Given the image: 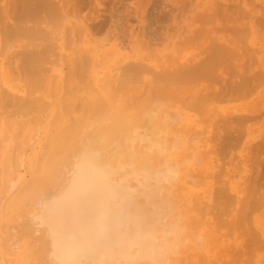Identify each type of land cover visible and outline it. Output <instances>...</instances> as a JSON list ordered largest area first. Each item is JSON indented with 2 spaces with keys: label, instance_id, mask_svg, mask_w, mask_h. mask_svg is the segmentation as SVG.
I'll use <instances>...</instances> for the list:
<instances>
[{
  "label": "bare ground",
  "instance_id": "bare-ground-1",
  "mask_svg": "<svg viewBox=\"0 0 264 264\" xmlns=\"http://www.w3.org/2000/svg\"><path fill=\"white\" fill-rule=\"evenodd\" d=\"M74 1L76 2L78 0H74ZM12 3L13 4L11 6L9 5L8 7L7 6L3 7L4 6L3 5L0 9L1 10L0 13L4 15V17L0 16V35L2 38H3V36H6V39H7L6 44L4 46L5 49L4 48L3 49L7 51L10 48V47H8L9 46L8 43L13 40L12 37H17L18 39H20V41H21V37L26 38L28 41L26 43V45H28V46L31 45V47H28L27 49L21 48L22 51L20 50V47H19L18 51H17V49L15 51H13L14 53H16L15 55L13 54V52H12V54L7 52L10 54L11 57H9L6 62L0 63V86H1V84H3L1 82H4L5 84L9 83L7 86L10 89H14V87L17 85H14L13 83L10 84V81L14 82L15 78L20 77V78H23L22 81H23V88H24V94H22V95L20 94V96H18V94H16V92H13L14 94H12V90L10 93L8 87H6L8 90H6L5 88H4L5 89L4 90L3 88H1L2 86L0 87V97H2V99H0V118H2L3 112H5L4 114H7V115H9V114L11 115L12 113H15L17 115L20 114L23 116V115L28 114L27 117L28 118L32 117L31 120L33 122H31L30 119H28L26 116H23L24 121H19V119H17L18 123H16L17 122L15 120L16 118L15 119L12 118L13 121H16L14 126H16V124H17L18 129L20 127V122H21V128L23 127V129H21V128L19 129V131L21 132V130L24 131V126H26V124H28L27 123L28 120H29V123L36 124V126H37L38 122H34V121L35 120L39 121L40 117H41L40 121L42 120V122H43V120H45V117L48 114H50L49 112H51V110H52L51 109L52 105H54V107H56L58 109L60 108V111H64L63 112L64 115H65V111H66V116H68V117L66 118V121L64 122V120H63L64 115H62L63 117L62 116L60 117L57 115V119L55 122H51L52 121L51 120V121L45 123V126L43 123V127L45 130H44V136L42 138L44 144H42V145H44V146H43V148L40 147V149L41 148L42 149L39 151V153H40L39 157H38V154L37 155L34 154L33 156L31 155L29 157V161L27 158L24 161L25 165L28 167V172H29V175L27 178H21L22 176H24V173H21L20 171L19 172L21 174H23L22 176L17 171L18 172L17 175H15V174H13L11 176L8 175L9 178L6 177L7 173L4 170L3 171L5 174H3V175H2L3 172L0 171V188H1V190H3L4 187L8 186L9 188L7 191H8V193H11L10 198L7 200L6 199L4 200L3 199L4 197L0 198V201L2 199L4 200L2 202V205H4L6 203L3 207L4 212H3V210H1L0 221L4 218L5 221H7V222L11 223V225H13L15 223L13 221L18 220L17 219L18 215H19V217L21 216L22 218H24L26 220V222L24 221L22 224H20L21 223L20 222L21 217L19 218L18 221H16L20 225L15 223L16 226L14 225L15 226L14 228L15 229H16V227L19 228V230L16 229L17 232H15V233H14L15 230L13 231V229H12L13 227L11 225L10 226L12 227L11 229L13 232L11 231L10 227L8 228L9 224L7 226L5 223H2L3 226L1 228L5 229V225H6V228L10 229V230L6 229L8 232V234L6 232L7 236L10 235L8 238H5L4 236L0 238V243H1L0 245H1L2 249L4 251L6 249H8L9 250L8 252H10V253L12 252V254L14 253V255H15V252L22 248L23 249L22 254H21L22 257L20 255L21 259L20 260L18 259V261H20L21 264H168V263L170 264L171 261L174 262L176 255H179L182 252V250H184L183 249V247L185 246L184 241H186V240H184V236H186V234L183 235V228L185 229L186 225H188V224H185V221L187 222L188 220L185 219L184 221L183 220L180 221L181 223L179 222V220H180L179 216H181L182 213H184V212H182L180 210V207L176 206L177 205L176 202H178L176 200H178L179 198L176 199V197L173 196L172 190H175V187H173V186H176V185H173V181H175V178L177 177V175L179 173L177 166L180 165V162H178L179 165L178 164L176 165V163H175L176 159L173 161V160H171V157L174 154L172 151L177 147V145L180 144V142H182L183 131L185 133L184 129L186 127L184 128L183 125H181L183 127V129H181L182 128L181 127L180 128L181 130L177 129V131H175L176 129L173 126H171V124L174 125L175 121L178 122L181 118V114L179 113V115H178V112H176L175 110H172L171 109L172 107L170 108V106L167 107L166 104H167V102L169 103V105H170V102L175 103L177 98H178L177 102L179 103V105L181 104L180 102H183L179 99L178 95L180 94V92H182L183 90H187V89H184V88L180 89L178 87L180 85L179 82L181 83V85L185 84L186 81H190V83L194 84L193 82H198L199 80L200 81H202V80L206 81V79L212 80L214 78H215L214 79L215 82H217L218 78L216 81V77L219 76L220 74L217 75L216 77H214V75L216 73L215 69L222 67L221 64L223 63V61L226 62V61H228L227 59H230V57L232 58V56H235L237 54L236 53L237 51L234 48L237 49L238 47H236V46L234 47V44L236 45V42L238 41V39L236 42L231 41V39H230V45L225 44V43H229V41L227 42V40L223 44L222 43L219 44L220 41H222V40L219 41L216 39V42H218V44L213 45V47L210 50V54H208V57H205L204 59L202 58L201 59L202 61H199V63L192 60V61H194L193 62L194 64H191L190 62H192V61H189L190 64H187L188 62L185 63L187 65L180 64L178 66L179 68L176 67L175 65L174 66L176 68L172 67L171 70H168V69L166 70L164 68L165 71L163 69V72H160V71L156 72L157 70L155 72H152V70L150 69V66H148V65L146 66L145 63L143 64V62H141L139 60H138L139 62L138 61L135 62V61L130 60L131 63H128V64L122 66L121 70H119V71H122V72H119L122 74H119L118 76H114L115 78L113 76L108 75V77L106 76V77H103L101 80L99 79V81H98L99 85L97 84L98 85L97 87H95L96 84L94 85V82L91 78H90L91 80H89L86 77L89 81L93 82L92 83L93 89L90 86H88V87L86 86L85 87L87 89V90L85 89L86 93L85 94L83 93L84 95H79L78 92L76 90H74V87L72 84L73 79H75L76 83H77V81H79L78 79H82L85 76V74L88 73L87 72L88 70L86 71V69H85L86 63L87 64L91 63L88 61L89 58L87 60V56L89 54L86 56V54L83 53V54H81V56H82L80 58L81 61L80 62L77 61V63L72 61L68 74L65 73V76L69 75L68 81L65 83L64 80L62 79L64 82V83L62 82L63 83L62 87L64 90L63 92H65V94H64L65 99L61 100V101L60 100L58 101L57 99H56L57 101H55V99H53L54 102L49 100V101L53 102V103H51V102L49 103V101H47V100H48V98L51 97V94L54 93V92L53 93L51 92V94H50V88H51L50 85H53V87L56 90L55 86L58 85L56 83L58 81H62V80L61 79L56 80L53 77H51V75L53 73H51V71L49 69L50 66L46 65V62L49 63L51 61L48 56H50L52 51L55 50V49L52 50V46L54 44H52V46H51V43L48 44V42H47L48 40L47 41L45 40L46 38H49V33H52V32H50L48 29H46L47 30L46 31L44 28H41L37 25L34 26V25L36 23L39 24L41 22H47V23L49 22L50 26L52 24H53V26L54 25L59 26L62 23L61 22V16L59 14V12L61 11L60 10L61 6L59 7V4L54 3L52 0H12ZM230 8H232V7H230ZM230 8H228V9L226 8V10L230 11L231 10ZM64 10H66V9L64 8ZM232 10H235V8L234 9L232 8ZM64 12H66V11H64ZM10 15H11L12 19H11ZM229 16H230V14H229ZM8 17H10V19L13 21V22L10 21V23H12V24H7L9 22L6 23V20L9 19ZM62 17H63V15H62ZM240 17H241V15H240ZM248 18H249V16H248ZM250 20L251 19H249V23H250ZM262 21H264V20H262ZM27 22H30L32 24L27 25L28 24ZM238 23H239V21H238ZM235 25H233V26H235ZM262 27H264V25H262ZM240 28L239 29L234 28V30H233L238 35V38L241 36V34H243L242 33V31L244 30L243 28H245V30H246L244 32L248 31L246 29V27L242 26V29H240ZM51 31H53V30H51ZM240 31H241V34H240ZM59 32H61V31H58L57 33H59ZM239 34H240V36H239ZM208 36H210V35H208ZM233 36L237 37L236 35H233V33H232V40L234 38ZM9 37H11L12 40ZM8 38L11 41H8L9 40ZM36 38H38V39H36ZM40 38L42 39V41ZM214 38H216V37H214ZM15 39L16 38H14V40ZM39 39H40V42H43L45 40L46 43H44L45 42L44 41L42 44H36L34 42V40H39ZM224 39H225V37H224ZM240 39H241V37H240ZM2 40L3 39L0 38V42L4 43V41H2ZM16 41H18V40H16ZM16 41H14V42H16ZM14 42H12V44ZM216 42H214V43H216ZM23 43H25V42H23ZM6 45H8L7 46L8 49H7ZM72 47H73V45H72ZM251 49H253V48H251ZM4 50H1V51H4ZM255 50H257V49H255ZM85 51H87V50H83L82 52H85ZM55 52L56 51H54V54H55ZM75 52H76V49H75ZM88 52L89 51H87V53ZM241 52H243V51L241 50ZM2 54H3V52H1L0 55L3 56ZM55 55H57V54H55ZM51 56H52V54H51ZM193 57H195V56H193ZM176 58H178V57H176ZM191 59H193V58L191 57ZM70 60H72V59L70 58L69 62H70ZM173 60H175V59L173 58ZM18 62H19V64H18ZM132 62H134V63H132ZM229 62H231V60ZM224 65H226V63ZM245 65L244 66L242 65L244 67L243 69H245V67H246ZM251 65H253V64H251ZM14 66L18 70H14V68H13ZM11 67L13 68L12 70L10 69ZM168 67L170 69V66H168ZM168 67H166V68H168ZM224 67H226V66H224ZM249 67H251V66H249ZM5 68H8L9 71H5ZM153 68H155V67H153ZM232 68H235V67H232ZM243 69H242V72L240 74H238L239 72H237L235 74H232V72L230 73L233 76L238 75V78H237L238 81L235 80L236 77H234L235 79L233 80L232 77L230 76L231 80L229 81V79H228V80H226V83H223V81L225 79V78H223L222 83L224 86L222 85L221 88L222 87L223 88L225 87V88L221 89V91H219V92H216L215 95L210 93V94L214 95V97H210V98H215V97L218 98V99L215 98V101H216V100L220 99L219 98L220 96L217 97L218 95H221V97L223 98L222 94L224 95V98L223 99L221 98L220 100H225L226 96L227 97L229 96V98H232V96H235V97L238 96L237 98H239V96L242 97V95H244V94L246 95L247 93H249L248 95H250L251 89L253 90L256 87L255 86L252 88L251 84L257 85V86H258V84L264 85V71H262L264 69L261 68L262 70L258 69V71L253 70L254 72H252V73L249 72V69L247 67H246L247 70H245V72L243 71ZM13 70L17 71V75L15 78L13 76L14 72L12 73ZM149 70H151V71H149ZM226 70H224V71L226 72ZM146 71L152 72L151 75L153 78L150 80V82L152 81V83H151V85L149 84V87H146V86L142 87V89L144 91L143 90H141V91L144 92V95L143 94L139 95V94H137V92L138 93L140 92L141 88H139V87L141 84L138 86V83L140 82L139 80H141L142 74ZM228 72L229 71H227L226 73L228 74ZM89 74L90 73H88L87 76ZM122 75H124V76H122ZM90 76H92V75H90ZM51 78L53 80H51ZM118 78H120V79H118ZM219 78H221V77H219ZM227 78H229V77H227ZM117 79H118V81H117ZM50 80H51V82L54 80L57 81V82L54 81L55 86H54V84H50ZM19 81H20V79H19ZM157 81L158 82L160 81L161 83L159 84ZM184 81H185V83H184ZM231 81H234L232 83L234 85L231 84ZM235 81H236V83H235ZM212 82H213V80H212ZM220 83H221V80L218 84H220ZM228 83H230L231 85ZM85 84L87 85V83H85ZM144 85H146V84H144ZM181 85H180V87H181ZM195 85H196V83H195ZM54 88H51V90ZM185 88H190V86L185 87ZM57 90H59L58 87H57ZM78 90H80V89H78ZM145 90H146V92H145ZM6 91H7V93H6ZM36 91H38L40 94L37 93L38 95L36 94L34 96V93ZM81 91H82V89H81ZM81 91H79V92H81ZM226 91L228 93L230 92V94H228ZM55 92H57V95H58V91H55ZM140 93H142V92H140ZM55 95H56V93L53 96H55ZM64 95L62 93V97ZM192 95H194V94H192ZM53 96H52V98H53ZM200 96H198V99L199 98L201 99ZM175 97H177V98L175 99ZM208 98L209 97H207L206 99L209 100L210 98L209 99ZM234 98H232V99H234ZM170 99H172V100L175 99V100L172 101ZM198 99H196V100H198ZM165 100H166V104L163 105V102L165 103ZM167 100H169L170 102ZM55 102H57V103H55ZM199 103L201 105L200 101H199ZM183 104H181V108L179 107L180 110L182 109V106H183V108L187 106V108L190 109V108H192V106H194V104H197V103H194V104L188 103V105L191 104V107L186 105L187 103H185V105H183ZM197 106L199 107V105H197ZM134 107H135V109H134ZM204 107L206 108V106H204ZM173 108L179 109L178 107H174V106H173ZM7 109H9V112L7 111ZM11 109H12V113L10 111ZM190 110H192V109H190ZM31 112H33V113L36 112V114L32 113L29 115V113H31ZM42 112L44 113V117H43V115H40ZM63 113H61V114H63ZM228 114L229 113H227V115ZM230 114H232V113H230ZM230 114L228 116H231ZM17 115H16V117H17ZM31 115H33V116H31ZM38 115H40V116H38ZM216 115H218V114H216ZM227 115L225 117L223 116L226 120H224V119L222 120L223 122L227 121V122L223 123L225 125V127L227 128L225 136H223V142L225 144H228L229 142H231V140L233 138L236 139V136H237L236 134H239L237 131H239L241 128V127L239 128V126L240 125L245 126L246 124H243V123L247 122V120L245 118L246 116L243 114H236V116L234 114H232L235 117L232 116V117L226 118ZM218 116H220V115H218ZM4 117H5V115H4ZM24 117L26 118V120ZM33 117H35L36 119ZM42 117H43V119H42ZM223 117H221V118H223ZM18 118H20V117H18ZM208 119L210 120V118H208ZM212 119H213V117H212ZM5 120L6 119H4V121L0 122V131L5 130V128H6V125H7L6 121L7 120L6 121ZM219 120H221V119L219 118ZM219 120H217V121H219ZM13 121H12V123H14ZM232 121L237 122L236 124H237L238 128H236V126H235L236 124L234 125V124L230 123L231 124L230 126L234 125V127L236 129H239L236 131V129L234 127H231V128H234L237 133L236 132L234 133V131H232V129H230V126L227 125L229 122H232ZM42 122H41V124H42ZM39 124H40V122H39ZM41 124H40V126H42ZM213 124H214V122H213ZM216 124H217V122H216ZM220 125H218V126H220ZM221 126H223V125H221ZM10 127H11V125H10ZM38 127H39V125H38ZM36 128L37 127H34L35 130H37ZM16 129H17V126H16ZM19 131L17 132L18 134H16V133L15 134L16 135L23 134V131L21 134ZM242 131H243V129H242ZM28 132H29V129H28ZM34 132H35V134L33 133L34 135L38 134L37 133L38 131H34ZM5 133H6V131H5ZM13 133L11 132L10 135H12ZM39 134H40V132H39ZM16 135H15V138H16ZM26 135H25V137H26ZM30 136L32 139V134ZM30 136L28 138L29 140H27L29 142H30ZM216 136L217 135H215V138H216ZM4 137L5 136L3 135V139L5 140ZM25 137L22 139L24 140ZM12 138L14 141L15 138L14 137H12ZM6 140H7V138H6ZM6 140H5V142H6ZM17 140H19V138ZM186 140H188V139L186 138ZM213 141H215V140H213ZM24 142L26 143V140H24ZM202 142H203V144H205L204 141H202ZM0 144H2V143H0ZM16 144H17V142H16ZM224 145H222V147ZM191 146H193V145H191ZM237 146H235V147H237ZM4 147H5V145H4ZM182 147H184V146H181V148ZM222 147H221V149H222ZM229 147H230V145H229ZM0 148L2 149L3 147H0ZM15 149H17L16 151H18V153H19V154H17V156H19V159L18 158L17 159H18L19 164H20V163H22L21 161H23L22 160L23 155L21 153L23 151V145L19 148L17 146V148L15 147ZM226 149H227V145H226ZM6 150H8V149H6ZM183 150H184V148H182V151ZM194 150H196V149H194ZM197 151H199V150H197ZM206 152H207V150H206ZM1 153H2V151L0 150V155H1ZM6 153H8V152H6ZM12 153H14V150H12ZM202 153H204V152H202ZM249 153H251V151ZM175 154H177V151ZM255 154H257V152ZM201 155L203 156V154H201ZM205 155H206V153H205ZM186 156H188V155H186ZM190 156L192 159H195V158H193L194 153H193V157H192V155H190ZM190 156H189V158H190ZM255 156H254V158H255ZM12 157L13 156H11V158ZM182 157H184V155H182ZM191 158L189 160L190 161L189 163L192 162ZM215 158H217V157H215ZM4 159H5V157L3 158V161H4ZM198 159L199 158H197V160ZM221 159L223 160V157ZM241 159L239 161L240 163H241ZM14 160H16V159L15 158L12 159V165L13 166L12 165H10V166L17 168L16 166H14V164H16V161L14 162ZM179 160L181 161V159H179ZM185 160L188 161V159H184V161ZM9 161H11V160H9ZM256 161H257V158H256ZM13 162H14V164H13ZM254 163H256V162H254ZM9 164H11V163H9ZM194 164L196 165V163H194ZM15 170L16 169H13V171H15ZM253 171H254V169L252 170V172ZM262 171H264V170H262ZM187 172H188V170H187ZM15 173H16V171H15ZM217 173H218V171H217ZM262 173H264V172H262ZM2 176H3V179H2ZM215 176H217V174ZM5 177L7 178V180ZM12 177H15L14 179H16L18 182H20L19 183L20 185H18L15 190H12L13 188H15V186H14L15 183L12 184V181L14 182ZM195 177L193 176L191 178L194 179ZM191 178H189V179H191ZM195 179L193 180V182L195 181ZM228 179H227V181H228ZM262 179H264V178H262ZM215 180H216V178H215ZM191 182H192V180H191ZM194 183H196V181ZM217 183H219V182H217ZM249 185H250V183H249ZM218 186L216 188H218ZM220 188L221 187H219V189ZM260 189H262V188H260ZM178 190H179V188H178ZM180 191H181V189H180ZM254 191H256V190H253V193H254ZM4 192H6V190ZM4 192L1 191L0 193L2 194ZM219 192H220V194H219ZM249 192H251V191H249ZM201 193L202 192H200V194ZM262 193H264V192H262ZM211 194H213V193H211ZM218 194L220 197L219 196L216 197L217 195L215 197L219 198L217 200L221 199V202L219 201L221 204L224 203L223 200L227 203L230 202V199H229L230 195L228 196L226 191L223 190V188L221 189V191H218ZM213 195H215V194H213ZM260 195L262 198L260 197ZM260 195L258 196L259 198L255 197L257 199L253 203H252V201L250 202L249 199L251 197L250 200H253L252 196L254 198V196H257V195H251L249 197V199H247L248 202L252 203L251 205H253L254 208L255 207H259L260 209H261V207L264 208V196H262L264 194H260ZM4 196H6V193ZM221 196L223 199L221 198ZM243 196H244V194H243ZM193 199L194 198L192 197V200L190 203H195V202H192V201H194ZM244 201H245V199H244ZM201 203H202V201H200V202L198 201L196 203L197 204L196 206L198 207V205H200ZM0 204H1V202H0ZM182 204H184V203H182ZM185 204L183 206H185ZM215 204H217V203H215ZM226 204H224V205H226ZM230 204H231V202H230ZM179 206H181V203ZM193 206L195 207L194 204H193ZM205 206L209 207V204L208 205L205 204ZM246 206H248V205H246ZM199 207H201V206H199ZM224 207H226V206H224ZM251 207L248 209H252ZM189 208L191 209V205ZM203 208H202V210H203ZM218 208H219V206H218ZM238 208H240V207H238ZM222 209H225V208L222 207ZM226 209H227V207H226ZM197 210H198V208H197ZM245 210H246V208H245ZM248 211L245 213L247 214ZM194 212H195V210H194ZM25 214H27V218H26V216L23 217V215H25ZM197 214H199V213H197ZM202 214H204V213H202ZM218 216H216V217H218ZM14 217L16 218V220L14 219ZM10 218L12 221H10ZM214 218H215V216L212 217V219H214ZM190 220H192V219L190 218ZM243 220L245 221V219H243ZM248 220H247V222H248ZM257 220H258V218H257ZM260 220H261L260 222L258 221L259 222V228L261 229L259 231L260 234L258 233L259 236L249 237L250 240L249 239L248 240H249L250 244H249V246L247 245L248 247L243 248V252L245 251L244 249H247V248H248L247 249L248 251L251 250L249 248L252 245H254V246L256 245L255 246V250H257L256 253H259L258 251H260L261 249L264 250V238H261V235H264V217H262ZM209 225L210 224H208L207 226H209ZM245 226H244V228H245ZM238 227H239V224H238ZM240 227H242V226H240ZM229 228H230V226H229ZM256 228H258V226ZM4 229H3V231H4ZM192 229H194L193 226H192ZM198 229H200V227ZM237 229H239V228H237ZM251 229H253V228H251ZM186 230L189 233V230H191V229H189V226H188V228ZM231 230H233L232 226H231ZM9 232H10V234H9ZM18 232L21 233V236L18 235L19 234ZM0 233H2V232H0ZM192 233H194V232H192ZM198 235H199V233H198ZM242 235H243V233H242ZM242 235L240 234V236H242ZM187 236H188V234H187ZM205 236L206 235H204V237ZM247 236L248 235H246V237ZM21 237L23 238V240H25L24 237H26V240H25L26 243L29 244V241H27V240H30V243H32V244L23 245L20 247V244H22L21 242L19 243V240L20 241L22 240ZM181 237H183V240L180 242L179 238H181ZM222 238H224V237H222ZM230 238H231V236H230ZM191 239L193 240V238H191ZM10 240L12 241V243ZM5 242H7L10 245L6 246L7 244H4ZM197 242L198 241H196V244H198ZM201 243H207V245H208V241L207 242L204 241ZM201 243H200V245H202ZM232 245H233V243H232ZM189 247H188V249H189ZM199 247L196 246L195 249L198 248V250H199ZM252 249H254V248L252 247ZM240 250H238L239 252H236V253L242 252V250L241 251ZM20 251H19V253H20ZM223 251H226V247H224V246H222L220 248L219 253L223 252ZM242 253H240V254H242ZM223 254H221V257ZM240 254L237 256L238 259H239V256H240V259L242 257V255H240ZM253 254H255V252ZM3 255H2V257H3ZM204 255H205V253H204ZM234 255H237V254H234ZM7 256H9V255H7ZM180 256L183 257V255H180ZM219 256H220V254H219ZM190 258H188V259H190ZM237 258H235V260H238ZM221 259L224 260V258H221ZM230 259H229V262H230ZM34 260H35V263H33ZM205 261H206V259L204 260V262ZM226 262L227 261H225L224 264H227ZM236 262H239V260ZM236 262H235V264H236ZM207 263H208V261H207ZM207 263L205 262L204 264H207ZM257 263L258 264H264V262H262V261H259ZM0 264H2V263H0ZM6 264H8V262ZM171 264H173V263H171ZM232 264H234V263H232Z\"/></svg>",
  "mask_w": 264,
  "mask_h": 264
},
{
  "label": "rangeland",
  "instance_id": "rangeland-1",
  "mask_svg": "<svg viewBox=\"0 0 264 264\" xmlns=\"http://www.w3.org/2000/svg\"><path fill=\"white\" fill-rule=\"evenodd\" d=\"M52 1L56 4H59V7L61 6L60 7L61 11L59 12V14L61 16V22L62 23L59 26H57V25L53 26V24L50 26L49 22L48 23L47 22H41L39 24L36 23L34 26L37 25L41 28H44L45 30L48 29L50 32H52V33H49V38H46V39L44 38V39L46 41L48 40L47 42H48V44L51 43V46H52V44H54L55 46L54 45L52 46V50L55 49L54 51L57 52V53L55 52V54H57V55H55L54 51L51 50L52 56H51V54H50V56H48L51 61L49 60L50 61L49 63L46 62V65L50 66L49 69H50L51 73H53L52 74L53 76L51 75V77H53L54 79H56V80H60V79L62 80L63 79L64 82L66 83L69 79V75L65 76V73L68 74L72 61L76 62V63H77V61L80 62L81 61L80 58L82 57L81 54L84 53V54H86V56L89 54L87 56V60L89 58L88 61L91 63H89V64L86 63L85 69H86V71L88 70L87 72L90 74L87 76L88 73H86L82 79H78L79 81H77V83L75 82V79H73V83H72L74 90H76L79 95H84L86 93V90H87L85 88L86 86L87 87L90 86L93 89V86H92L93 82H94V85L96 84L95 87H97L99 85L98 84L99 79L101 80L103 77H106V76L108 77V75L114 77V76H118L119 74H122V73H119V72H122V71H119V70H121V67L128 64V63H131V61L136 62L139 60V61L143 62V64L145 63L146 66L147 65L150 66V69L152 70V72H155L156 70H157L156 72H158V71L163 72L164 68L166 70L167 69L171 70L172 67L173 68L175 66L178 67L180 64L184 65L186 62H188L187 64H190V63L194 64L193 63L194 61L199 63V61H202L201 60L202 58L204 59L205 57H208V54H210V50L213 47V45L218 44V42H216V39L219 41L220 40L223 41V42L220 41L219 44H221V43L223 44L224 42H226V40H227V42L229 41V43H225L226 45H228V44L230 45V39H231V41H234V42H236L238 39V41L236 42V45L234 44V47L235 46L238 47L237 49L234 48L237 51L236 52L237 54L235 56H232L233 59L230 57V59H227L228 61H226V62L223 61V63L221 64L222 67L215 69L216 73H215L214 77H216L217 75L220 74L219 76L216 77V81L218 78L217 82H215V80H214L215 78L212 79L213 82L211 79L210 80L206 79V81H204V80L200 81L199 80L198 82H193L194 84L190 83V81H186V83L184 81L185 84L181 85V83L179 82L181 87L179 84H178L179 85L178 87L180 89H182V88L187 89V90H183L178 95L179 99L181 101H183V102H180V101L179 102L181 104L184 103L183 105H185V103H187L186 105H188V103H192V104L197 103V104H194V106H192V108H190L192 110L187 108V106L184 108L182 106V109L180 110L181 104L179 105V103L177 102V100H178L177 97H175V99L177 98L175 103L174 102L172 103L169 100H167L170 102V105L168 102L166 104V100H165V103L163 102V105L166 104L167 107L170 106V108L172 107L171 108L172 110H175L176 112H178V115H179V113L181 114V118H180L181 121L179 120L180 122L179 121L178 122L175 121V123L173 122L174 125L171 124V126H173L176 129L175 131H177V129L181 130V129H183V127L184 128L186 127L184 129L185 133L183 131L182 142H180V144L177 145V147L172 151L174 153V154L172 153L174 156L172 155L171 160L174 161L176 159V162H175L176 165L178 164V162H180V165L178 164L179 166H177L179 173H178L177 177L175 178V181H173V185H176V186H173V187H175V190H172V191H173V196L176 197V199L179 198L178 200L175 199L176 201H178V202H176L177 203L176 206L180 207V210L185 213V214L182 213V215L179 216V218H180L179 222L182 220L184 221L186 219L188 221L187 222L185 221V224H188V225H186L185 229L183 228V235L186 234V236H184V240H186V241H184V245H185L183 247L184 250H182V252L179 255H176L174 262L171 261V263H173V264H189L191 262L190 264H204L205 262L207 263V261H208L207 264H212V263L213 264L214 263L215 264H224L225 261H227L226 262L227 264H232V263L235 264V262L238 260H239V262H236V264H245V263L246 264H258L257 262H259V261L264 262V250L261 249L260 251H258L259 253H256L257 252V250H255L256 245L250 246L249 249H251V250H249V251L247 250L248 248L244 249L245 251L243 252V248L248 247L250 244L249 243V240H250L249 237L259 236V234H260L259 231L261 230L259 228V222L261 221L260 219L262 217H264V208H262V207H261V209L259 207L254 208L253 205H251L257 198H259L258 196L260 194H264V193H262V192H264V179H262V178H264V173H262V172H264V171H262V170H264V85L258 84V86H257V85L251 84L252 88L255 86L257 88L255 87L253 90L251 89V92L249 91L250 95H248L249 93H247L246 95L244 94L245 96L244 95H242V97L239 96V98H237L238 96H236V97L232 96V98L235 97L236 99L235 98L232 99V98H229V96L228 97L226 96L225 97V100L227 99L226 101L220 100L222 98L221 95L217 96V97L220 96L219 97L220 99L216 100V101H215L216 97L210 98V97H214L216 92H219V91H221V89L225 88V87L221 88V86L223 85V83H226V80L229 79V81H230L231 77L234 80L235 79L234 77H236L235 80L238 81L237 80L238 75L233 76L232 74H235L237 72H239L238 74H240L242 72V69L244 68L243 66L245 64H246L245 66L249 69V72H251V73L254 71H258V69L259 70L264 69V27H262V25H264V21H262V20H264V0H217V1L216 0H78L76 2L74 0H63V1L62 0H52ZM12 4H13L12 0H6V1L0 0V9L3 5H4L3 7H5V6L8 7L9 5L11 6ZM71 4L72 5L74 4V5L72 6ZM230 7H232L233 9L235 8V10H232V8H230ZM64 8L66 10H64ZM226 8L227 9L230 8L231 10L230 11L226 10ZM64 11H66V12H64ZM229 14H230V16H229ZM2 15L3 14L0 13V16L4 17V15L3 16ZM62 15H63V17H62ZM240 15H241V17H240ZM248 16H249V18H248ZM10 17H11V15H10ZM10 17H8V18L10 19ZM9 19H7V20L5 19L6 23L9 22L7 24H12V23H10V21L13 22L11 20L12 17L10 20ZM249 19H251L250 23H249ZM238 21H239V23H238ZM30 22H27L28 23L27 25H31L32 23H30ZM233 25H235L236 27ZM242 26L246 27V29L248 31L244 32L246 30H245V28H243L244 29L242 31L243 34H241V31H240L241 36L239 34V36L241 37V39H240V37L238 38V35L233 30H234V28L239 29L240 27H241L240 29H242ZM51 30H53L54 32ZM58 31H61V32L57 33ZM231 32L233 33V35L237 36V37L233 36L235 38V39L233 38V40H232V33ZM208 35H210V36H208ZM223 36L225 37V39ZM214 37H216V38H214ZM0 38L3 39L2 41H4V43L0 42V54H1V52H3V54H2L3 56L0 55V58H1L0 63L6 62L7 59L9 57H11L9 53L12 54V52L15 51L16 49L18 51L19 47H20V50H21V48L27 49L28 47H31V45L30 46L26 45V43L28 42L26 38L21 37V41H20V39H18L17 37H12L13 40H14V38H16L14 41L18 40L16 42H14L12 40V38L9 37V38H11L12 41L8 38L9 39L8 41H11V42H9V43L7 42L9 46L6 45V47L8 46L10 48L8 49V47H7L8 50L6 51V50H4L5 49L4 46H5L6 41H7L6 36H3V38H2L0 35ZM36 39H38V38H36ZM40 39L34 40V42L36 44H42L45 41L44 40L43 42H40ZM212 40L216 43H214ZM41 41H42V39H41ZM46 41L44 43H46ZM12 42H14V43L12 44ZM23 42H25V43H23ZM72 45H73V47H72ZM251 48H253V49H251ZM75 49H76V52H75ZM255 49H257V50H255ZM1 50H4V51H1ZM83 50H87L89 52L88 53H87V51H85L86 53L82 52ZM241 50L243 52H241ZM7 52H9V53H7ZM13 54L15 55L16 53L13 52ZM192 55L195 57H193ZM176 57H178V58H176ZM191 57L193 59H191ZM70 58L72 60H70V62H69ZM173 58L175 60H173ZM192 60H194V61H192ZM230 60H231V62H229ZM189 61H192V62L189 63ZM242 61L243 62L245 61L244 62L245 64ZM249 62L250 63L252 62L251 64H253V65H251ZM132 63H134V62H132ZM225 63H226V65H224ZM18 64H19V62H18ZM187 64H185V65H187ZM167 65L170 66V69ZM224 66H226V67H224ZM249 66H251V67H249ZM153 67H155V68H153ZM166 67H168V68H166ZM232 67H235V68H232ZM246 67H245V69H243L244 72H245V70H247ZM13 68H14V70H18V69H16L15 66ZM13 68L11 67L10 69L12 70ZM165 69H164V71H165ZM14 70L12 71V73L14 72L13 76L15 78L17 75V71H14ZM151 70H149V71H151ZM224 70H226V72L229 71L228 72L229 75ZM5 71H9V69L5 68ZM262 71H264V70H262ZM152 72H147V71L144 73L142 72L143 74L141 76V80H139L140 82L138 83V86L141 84L139 88H141L140 92H142V93L137 92V94H139V95L143 94L144 95V92H143L144 90L142 89V87H145V86L149 87V84L151 85L152 81L150 82V80L153 78L151 75ZM231 72H232V74H230ZM90 75H92L93 77ZM122 76H124V75H122ZM86 77L89 80L92 79L93 82L89 81ZM219 77H221V78H219ZM227 77H229V78H227ZM18 78L20 79V81ZM18 78H15L14 82L10 81V84L13 83L14 85H17L14 87V89H10L7 86L9 83L5 84L4 82H1L3 84H1L2 87L1 86L0 87L3 89L5 88L6 90H8L6 88V87H8L10 93L12 90V94H14L13 92H16V94H18V96H20V94L21 95L24 94L23 81H22L23 78H20V77H18ZM223 78H225L224 81H223ZM118 79H120V78H118ZM118 79H117V81H118ZM51 80H53V79L51 78ZM51 80H50V84H54V81L57 82L56 80L51 82ZM63 80L58 81L56 83L59 86L58 85L55 86V84H54V86L56 87V90L53 87V85H50L51 88H54L52 90L50 88V94H51V92L52 93L54 92V93L51 94V97L48 98L47 101H49V100L53 101V99H55V101H57V100L61 101V100L65 99V95H64L65 92H63L64 90L62 87V84L64 83ZM220 80H221V83L218 84L220 82ZM222 81H223V83H222ZM236 81H235V83H236ZM233 82L234 81H231V84ZM85 83H87V85ZM158 83L160 84L161 82L159 81ZM195 83H196V85H195ZM144 84H146V85H144ZM228 84H230V83H228ZM232 85H234V84H232ZM188 86H190V88H185ZM57 87L59 88V90H57ZM78 89H80V90H78ZM81 89H82V91H81ZM141 90H143V91H141ZM55 91H58V95H57V92H55ZM79 91H81V92H79ZM145 92H146V90H145ZM6 93H7V91H6ZM37 93H39V92L36 91L34 93V96ZM55 93H56V95L53 96ZM62 93L64 95L63 97H62ZM210 93H212L214 95H212ZM192 94H194V95H192ZM228 94H230V92ZM52 96H53V98H52ZM198 96H200L201 99L200 98L198 99ZM222 96L224 98L223 94H222ZM207 97H209L210 99L208 98L209 100H207L206 99ZM0 99H2V97H0ZM196 99H198V100H196ZM216 99H218V98H216ZM170 100H172V99H170ZM174 100H172V101H174ZM51 101H49V103ZM199 101L201 102V105H200ZM53 102H51V103H53ZM55 103H57V102H55ZM197 105H199V107ZM173 106L178 107V108L180 107V108L179 109L173 108ZM188 106L191 107V104ZM204 106H206V108ZM51 109H50L51 112H49L50 114H48V115L46 114L47 116L45 117V120H43V122H42V120L40 121L41 117H40L39 121H36L35 120L36 118L33 117V118H35L34 122H38L37 126H36V124L29 123V120H28V122H27L28 124H26V126H24V131L21 130V132L19 131V129L21 128V122H20L19 129H18V125L16 124L18 130L16 129V126H14L15 122L17 121V119H19V121H24L23 116L27 117L28 114L23 115V116L20 114L17 115L15 113H12V109L10 110L12 113L11 115L10 114L9 115L4 114L5 112H3L2 118H0V122L4 121V119H6L7 121L6 120L5 121L7 122V125H6L5 130L0 131V143H2V144H0V147H3L2 149L0 148V150L2 151V153L0 155V165H1L0 171L3 172L2 175L5 174L4 173V171H5L7 173L6 177L9 178L8 175H10V176L13 174L17 175V173L20 171L21 173H24V176H22L23 174H21L19 172L22 176L21 178H27L28 177V175H29L28 167L25 165L24 161L26 160V158L29 161V157L31 155L33 156L34 154L35 155L38 154V157H39V154H40L39 151L44 146V145H42V144H44L42 138L44 136V130H45L43 127V123L45 126V123H47L51 120H52L51 122H55L57 119V115L60 117L62 115H64V113H63L64 111H60V108L58 109V108L54 107V105L51 106ZM134 109H135V107H134ZM7 111L9 112V109H7ZM32 113L33 112L29 113V115ZM34 113L36 114V112H34ZM61 113H63V114H61ZM227 113H229V114L232 113L235 116H236V114H243L246 116L245 118H246L247 122L243 123V124H246L245 125L246 127L244 125H243L244 127L241 125L239 126V128L241 127L240 130L236 129V128H238L237 124H236L237 122L232 121V122H229L228 124L226 123L229 126L231 124H234V125L236 124L235 125L236 128L233 125V126H230V129H232V131H234V133L237 130H239V131H237L239 134H236L237 135L236 139L233 138L232 139L233 141L231 140V142H229L228 144H225L223 142V136H225L227 128L225 127V125L223 123H225L227 121L223 122L222 120L223 119L226 120L224 117L227 115ZM216 114H218L220 116H218ZM232 114H230L231 116L227 115L226 118L232 117V116L235 117ZM4 115H5V117H4ZM16 115H17V117H16ZM40 115H43V117H44L43 112ZM40 115H38V116H40ZM31 116H33V115H31ZM18 117H20V118H18ZM43 117H42V119H43ZM67 117L68 116H66V111H65V115L63 117L64 122L66 121ZM212 117H213V119H212ZM218 117L221 120H219ZM221 117H223V118H221ZM12 118L13 119L16 118L15 119L16 121H13ZM208 118H210V120ZM28 119H30V121L33 122L31 120L32 117L28 118ZM25 120H26V118H25ZM217 120H219V121H217ZM12 121L14 123H12ZM39 122H40V124L42 122V124H41L42 126H40ZM213 122H214V124H213ZM216 122H217V124H216ZM16 123H18V121ZM219 123L223 126H221ZM10 125H11V127H10ZM38 125L40 128L38 127ZM181 125H183V127ZM218 125H220V126H218ZM34 127H37L36 128L37 130H35ZM231 127H234L236 129V131L234 128H231ZM27 128L29 129V132H28ZM21 129H23V127ZM242 129H243V131H242ZM5 131H6V133H5ZM18 131L20 132V134L23 131V134L16 135V134H18L17 133ZM34 131H38L37 132L38 134L34 135L35 134ZM11 132L12 133L14 132V133L12 135H10ZM39 132H40V134H39ZM31 134H32V139L30 136ZM3 135L5 136L4 137L5 140L7 138L6 142L3 139ZM15 135H16V138H15ZM25 135L27 138L25 137ZM215 135H217L216 138H215ZM29 136H30V142L27 141V140H29L28 139ZM12 137L15 138L14 141H13ZM24 137H25L24 140H26V143L22 139ZM185 137L188 140H186ZM18 138L20 141L17 140ZM200 139L202 141H204L205 144H203V142ZM213 140H215V141H213ZM16 142H17V144H16ZM15 144L18 146V148L23 145V151L21 152L23 155V157H22L23 161H21L22 162V163H20L21 165L19 164V161H18L19 156H17V154H19V153H18V151H16L17 149H15V147L17 148V146ZM4 145H5V147H4ZM191 145H193V146H191ZM222 145H224V146L222 147ZM226 145H227V149H226ZM229 145H230V147H229ZM181 146H184V147H182V148H184L183 151H182ZM235 146H237V147H235ZM40 147H42V148L40 149ZM221 147H222V149H221ZM6 149H8V150H6ZM194 149H196V150H194ZM12 150H14L15 154L12 153ZM197 150H199L200 152ZM206 150H207V152H206ZM176 151H177V154H175ZM250 151H251V153H249ZM6 152H8V153H6ZM202 152H204V153H202ZM254 152L255 153L257 152V154H255ZM193 153H194V157H193ZM205 153H206V155H205ZM181 154L184 155V157H182ZM201 154H203V156ZM186 155H188V156H186ZM190 155H192V157L195 159H192ZM253 155L254 156L256 155L255 158ZM11 156H13V157L11 158ZM189 156H190L191 161H192L191 163H189L190 162ZM4 157H5V159L3 161ZM215 157H217L218 159ZM222 157H223V160L225 162L221 159ZM14 158L16 159V160H14V162L16 161V164H14V162H13V164L17 168L12 167L13 166L12 165V159H14ZM197 158H199V159L197 160ZM200 158L201 159L203 158V159L201 160ZM256 158H257V161H256ZM179 159H181L182 162ZM184 159H188V161L187 160L184 161ZM240 159H241V163L239 162ZM9 160H11V161H9ZM193 162L196 163V165ZM254 162H256V163H254ZM9 163H11V164H9ZM10 165H12V166H10ZM12 168L16 169L15 170L16 173H15V171H13ZM186 169L188 170V172ZM253 169H254V171L252 172ZM217 171H218V173H217ZM216 174L218 177L215 176ZM190 176L191 177L196 176L195 177L196 179L195 178L194 179L198 185L196 183H194L195 181L193 182L194 179L191 178ZM7 178H6V180H7ZM14 178L15 177H12V179L14 180V182L12 181V184L15 183L14 184L15 188H13L12 190H15L16 187L18 185H20L19 184L20 182H18ZM189 178H191V179H189ZM215 178H216V180H215ZM2 179H3V176H2ZM227 179H228V181H227ZM191 180H192V182H191ZM217 182H219V183H217ZM249 183H250V185H249ZM217 186H218V188H216ZM219 187H221V188L219 189ZM8 188H9L8 186L4 187L3 190H1V188H0V192L1 191L4 192L6 190V192H4L2 194L0 193V198L4 197L3 198L4 200L5 199L7 200L10 198L11 193H8V191H7ZM178 188H179V190H178ZM222 188L224 191H226L228 196L230 195L229 199H230L231 204H230V202L227 203L224 200H223L224 203L221 204L220 203L221 199L217 200L219 198H216V197H218L220 194V192L218 194V191H221ZM260 188H262V189H260ZM180 189H181V191H180ZM253 190H256V191H254V193H253ZM249 191H251V192H249ZM200 192H202V193L200 194ZM5 193H6V196H4ZM211 193H213L215 195H213ZM243 194H244V196H243ZM250 194L251 195H257V196H254V198L255 197H257V198L254 199L252 196L253 200H250L251 199ZM176 195L177 196L179 195V196L177 197ZM262 196H264V195H262ZM192 197L194 198L193 199L194 201H192V202H195V203H190L192 200ZM249 197H250V199H249ZM260 197H261V195H260ZM221 198H222V196H221ZM3 199L0 201L1 202L0 214H1V210H3V207L6 204L5 203L4 205H2V202L4 201ZM244 199H245V201L247 199H249V201L250 202L252 201V203L248 202V200L245 202ZM198 201L199 202L202 201V203L200 205H198V207H197L196 203ZM180 203H181V206H179ZM182 203H184V204L186 203L185 206H183L184 204H182ZM215 203H217L218 205ZM193 204L195 205V207L193 206ZM205 204L206 205L209 204L210 208L208 206H205ZM224 204H226V205H224ZM190 205H191V209L189 208ZM246 205H248V206H246ZM199 206H201V207H199ZM218 206H219V208H218ZM224 206H226L227 209ZM222 207L225 209H222ZM238 207H240L241 209ZM250 207L252 209H248ZM197 208H198V210H197ZM202 208H203V210L204 209L205 210L203 211ZM245 208H246V210H245ZM194 210H195V212H194ZM247 211H248V213L246 214L245 212H247ZM3 212H4V210H3ZM197 213H199V214H197ZM202 213H204V214H202ZM25 216L27 218V214L23 215V217H25ZM214 216H215V218L212 219V217H214ZM216 216H218V217H216ZM20 217L18 215L17 219L19 220ZM190 218L192 220H190ZM257 218H258V220H257ZM14 219L16 220L15 217H14ZM243 219H245V221ZM246 219L247 220L249 219L248 222ZM18 220H16V221H18ZM10 221H12L11 218H10ZM16 221H13V222L18 224ZM24 221L26 222V220L21 217V219H20L21 223L20 222L19 223L22 224ZM2 223H5L7 226L9 224L8 228L10 227V229L13 227L12 228L13 231L15 230L14 233L17 232L16 229L19 230V228H17V227H16V229L14 228L16 226L15 223L13 225H11V223L5 221L4 218L0 221V225H1L0 228L3 226ZM20 224H18V225H20ZM208 224H210V225L207 226ZM238 224H239V227H238ZM6 225H5V229L4 228L0 229V232H2V233H0V238L3 236L5 238H8L10 236V235L7 236V234H8L7 230H10V229H7ZM245 225L246 226L248 225V226L246 227ZM188 226H189V229H191V230H189V233L186 230L188 228ZM192 226L194 227L195 230L192 229ZM229 226H230V228H229ZM231 226H232L233 230H231ZM240 226H242V227H240ZM244 226H245V228H244ZM257 226H258V228H256ZM199 227H200V229H198ZM237 228H239V229H237ZM251 228H253V229H251ZM3 229H4V231H3ZM12 229H11V231H12ZM6 232H7V234H6ZM192 232H194L195 234ZM198 233H199V235H198ZM242 233H243V235H242ZM9 234H10V232H9ZM187 234H188V236H187ZM240 234L242 236H240ZM18 235L21 236V233H19ZM204 235H206L207 237L206 236L204 237ZM246 235H248V236L246 237ZM230 236H231V238H230ZM22 237H21L22 240L21 241L19 240V243L20 242L22 243V244H20V247L23 245L32 244V243H30V240H27V241H29V244H27L25 241L26 237H24L25 240H23ZM222 237H224V238H222ZM191 238H193V240ZM261 238H264V235H261ZM179 240L181 242L183 240V237L179 238ZM196 241H198L197 243L199 245L196 244ZM200 241L201 242H204V241L207 242L208 241V245H207V243H201ZM11 243H12V241H11ZM200 243L202 245H200ZM232 243H233V245H232ZM4 244H7L6 246L10 245L7 242H5ZM194 246L195 247L200 246L199 250H198V248L195 249ZM220 246L226 247V251L219 253V250L221 248ZM188 247H189V249H188ZM252 247L254 249H252ZM240 249L242 250L243 253L242 252H240L242 254L236 253V252H239L238 250H240ZM6 250L4 251L0 245V261L2 260L0 263L6 264L8 262V264H21V262L18 261V259L19 260L21 259L20 255L22 254V250H23L22 248L20 249L21 251L20 250L16 251L15 255H14V253L12 254V252L11 253L8 252L9 251L8 249H6ZM19 251H20V253H19ZM254 252H255V254H253ZM204 253H205V255H204ZM219 254H220V256H219ZM221 254H223L222 257H221ZM234 254H237V255H234ZM239 254L242 255L241 259H240V256H239V259L237 258V256ZM2 255L4 258L2 257ZM7 255H9V256H7ZM180 255H183V257ZM21 257H22V255H21ZM234 257L237 258L238 260H235ZM188 258H190V259H188ZM221 258H224V260H222ZM205 259H206V261L204 262ZM229 259H230V262H229ZM33 263H35V260L33 261Z\"/></svg>",
  "mask_w": 264,
  "mask_h": 264
}]
</instances>
